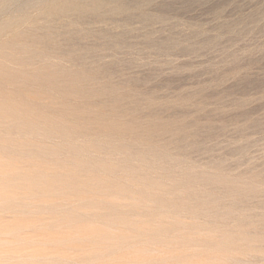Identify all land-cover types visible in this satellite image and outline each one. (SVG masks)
<instances>
[{
	"label": "rangeland",
	"instance_id": "1",
	"mask_svg": "<svg viewBox=\"0 0 264 264\" xmlns=\"http://www.w3.org/2000/svg\"><path fill=\"white\" fill-rule=\"evenodd\" d=\"M127 1L133 5L124 10L97 14L85 9L70 17L55 14L52 0H46L26 8L18 26L0 33V137L36 148L12 145L1 148L0 156L29 169L41 162L55 165L53 171L69 183L85 175L105 181L70 188L86 206L93 196L83 194L84 188L122 192L117 200L122 206L91 207L90 218L81 219L109 225L118 236L97 241L112 244L102 258H123L140 251L142 243L146 259L138 264H250L264 259V0ZM9 9L0 11V22L13 14ZM44 11H51L49 20L40 16ZM51 29L75 35L34 38ZM166 39L172 45H164ZM28 197L30 210L52 214L47 197L39 209ZM133 202L139 205L136 210ZM18 205L12 203L3 214L13 216ZM214 210L224 219H207L206 213ZM72 247L81 246L76 242ZM68 261L85 262L78 254Z\"/></svg>",
	"mask_w": 264,
	"mask_h": 264
},
{
	"label": "bare ground",
	"instance_id": "2",
	"mask_svg": "<svg viewBox=\"0 0 264 264\" xmlns=\"http://www.w3.org/2000/svg\"><path fill=\"white\" fill-rule=\"evenodd\" d=\"M46 1V0H0V11H5L11 7H13V11H12V15L9 16L7 18V20L1 21L0 22V33L4 32L8 29H11L15 26H18V24L21 23L22 20L25 19V12H26V8L29 9V7L35 6V5H40L41 2ZM50 1V0H49ZM134 1V0H133ZM140 1V0H139ZM132 2V1H131ZM146 2V1H143ZM151 2V1H150ZM44 4V3H43ZM145 4V3H144ZM133 4L130 3L127 0H52L51 4H50V9L51 11L58 12L70 17H75L76 15L82 13L85 9H88L90 11H95L97 14L100 13L101 10H106V11H119L121 9H126V8H130V6H132ZM139 5V4H137ZM141 5V4H140ZM134 7V6H133ZM38 8V7H37ZM138 8V7H137ZM262 9V8H261ZM10 10V9H9ZM47 10V9H46ZM134 10V9H133ZM49 11V10H48ZM44 11L40 14V16L42 18L45 19H50L52 17L51 11ZM128 11V10H127ZM257 11V10H256ZM129 12V11H128ZM7 13V12H6ZM57 13V14H58ZM90 13V12H89ZM104 13V12H103ZM111 13V12H110ZM127 13V12H126ZM156 13V12H155ZM166 13V12H165ZM11 14V13H10ZM30 14V13H29ZM33 14V13H32ZM38 14V13H37ZM60 14V15H61ZM59 15V14H58ZM112 15V14H111ZM165 15V14H164ZM168 15V14H167ZM4 16V15H3ZM66 16V18H68ZM81 16V15H80ZM88 16V15H87ZM2 17V16H1ZM33 17V16H32ZM39 17V16H38ZM65 17V16H64ZM69 17V18H70ZM82 17V16H81ZM79 17V18H81ZM131 17V16H130ZM154 17V15H153ZM157 17V16H156ZM161 17V16H160ZM164 17V16H163ZM162 17V18H163ZM145 19H147L148 17H144ZM243 18V17H242ZM99 19H101L99 17ZM110 19V18H109ZM108 19V20H109ZM126 19V18H125ZM129 19V17H128ZM144 19V21H145ZM237 19V18H236ZM53 20V19H52ZM107 20V19H106ZM112 20V19H110ZM130 20V19H129ZM158 20V19H157ZM245 20V19H244ZM264 20V19H263ZM42 21V20H41ZM82 21V20H81ZM88 21V19H87ZM154 21V20H153ZM162 21V20H161ZM105 22V21H104ZM115 22V21H114ZM119 22V21H118ZM159 22V21H158ZM83 23V22H82ZM198 23V22H197ZM36 24V23H35ZM47 24V23H46ZM81 24V23H80ZM149 24V23H148ZM184 24V23H183ZM234 24V22H233ZM253 24V23H252ZM258 24V23H257ZM38 25V24H37ZM53 25V24H51ZM223 25V24H222ZM20 26V25H19ZM57 26V25H56ZM86 26V25H85ZM117 26V25H116ZM182 26V25H181ZM221 26V25H220ZM225 26V25H224ZM227 26V25H226ZM225 26V27H226ZM249 26V25H248ZM256 26V25H255ZM254 26V27H255ZM23 27V26H22ZM27 27V26H26ZM39 27V26H38ZM58 27V26H57ZM122 27V26H121ZM194 27V26H193ZM200 27V26H199ZM198 27V28H199ZM30 28V27H29ZM40 28V27H39ZM45 28V27H44ZM51 28V27H50ZM84 28V26H83ZM87 28V27H86ZM100 28V27H99ZM197 28V27H196ZM195 28V29H196ZM203 28V27H202ZM217 28V27H216ZM241 28V27H240ZM47 29V28H46ZM58 29V28H57ZM72 29V28H71ZM69 30V29H67ZM82 30V29H81ZM104 30V29H103ZM155 30V29H154ZM188 30V29H187ZM217 30V29H216ZM12 31V30H11ZM150 31V30H149ZM189 31V30H188ZM26 32V31H25ZM32 32V31H31ZM36 32V31H35ZM93 32V31H92ZM107 32V30H106ZM218 32V31H217ZM215 32V33H217ZM224 32V31H223ZM75 32H69V31H62L59 33V31H55V30H46L45 33H43V35H39L35 33L34 38H41L44 39L47 37H52L55 34H69V35H75ZM122 33V32H120ZM159 33V32H158ZM185 33V32H184ZM198 33V31H197ZM196 33V34H197ZM222 33V30H221ZM9 34V33H8ZM30 34V33H29ZM88 34V33H87ZM102 35H105V33H101ZM116 34V33H115ZM118 34V33H117ZM149 34V33H148ZM155 34V33H154ZM166 34V32H165ZM180 34V33H179ZM39 35V36H37ZM99 35V34H98ZM123 35V34H122ZM183 35V34H182ZM216 35V34H215ZM3 36V35H1ZM109 36V35H108ZM180 36V35H179ZM178 36V37H179ZM187 36V35H185ZM184 36V37H185ZM199 36V35H198ZM22 37V36H21ZM33 37V36H32ZM78 37V36H77ZM102 37V36H101ZM112 37V35H111ZM147 37V36H146ZM152 37V36H151ZM162 37V36H161ZM175 37V36H174ZM177 37V38H178ZM188 37V36H187ZM190 37V36H189ZM3 38V37H2ZM24 38V37H23ZM22 38V39H23ZM54 38V37H53ZM56 38V37H55ZM106 38V37H105ZM120 38V36H119ZM212 38V37H211ZM70 39V38H69ZM116 39V38H115ZM150 39V38H149ZM182 39V38H181ZM185 39V38H184ZM201 39V38H200ZM213 39V38H212ZM161 40V39H160ZM168 41H166L164 43V45H172L171 42H169V39H166ZM183 40V39H182ZM195 40V39H194ZM117 41V39H116ZM124 41V40H123ZM158 41V40H157ZM172 41V40H171ZM202 41V40H201ZM205 41V40H204ZM203 41V42H204ZM26 42V41H25ZM151 42V41H149ZM178 42V41H177ZM182 42V41H181ZM187 42V41H186ZM202 42V44H203ZM222 42V41H221ZM174 43V42H173ZM179 43V42H178ZM194 43V42H193ZM19 44V43H18ZM56 44V43H55ZM54 44V45H55ZM77 44V43H76ZM192 44V43H191ZM3 45V44H2ZM197 45V44H196ZM5 46V44L3 45ZM20 46V45H18ZM26 46V45H25ZM51 46V45H50ZM49 47V46H48ZM175 47V46H174ZM180 47V45H179ZM189 47V46H187ZM20 48V47H19ZM24 47H22L23 50ZM36 48V47H35ZM118 48V47H117ZM150 48V47H149ZM153 48V47H152ZM160 48V47H159ZM168 48V47H167ZM186 48V47H185ZM76 49V48H75ZM79 49V48H77ZM191 49V48H190ZM40 50V49H39ZM42 50V49H41ZM25 51V49H24ZM32 51V50H31ZM48 51V50H47ZM72 51V50H71ZM78 51V50H77ZM83 52V50H82ZM46 53V52H45ZM32 54V53H31ZM90 54V53H89ZM88 54V55H89ZM7 55V54H6ZM59 55V54H58ZM65 55V54H64ZM85 55V54H84ZM93 55V54H92ZM102 55V54H100ZM98 55V56H100ZM4 56V55H3ZM62 57V56H61ZM58 58V57H57ZM96 59V58H95ZM61 60V59H60ZM88 60V59H87ZM26 61V60H25ZM35 62V61H34ZM65 62V61H64ZM33 63V62H32ZM94 63V61H93ZM99 63V62H98ZM47 65V64H46ZM52 65V64H51ZM104 65V64H103ZM12 66V65H11ZM106 66V65H105ZM100 67V66H99ZM58 69V68H57ZM60 69V68H59ZM83 69V68H82ZM68 70V69H67ZM13 71V70H12ZM57 71V70H56ZM103 72V71H102ZM29 73V72H28ZM30 74V73H29ZM28 74V75H29ZM13 75V74H12ZM37 75V74H36ZM45 75V74H44ZM64 75V74H63ZM101 75V74H100ZM106 75V74H105ZM44 77V76H43ZM103 77V76H102ZM108 77V76H107ZM30 79V78H29ZM35 79H39V76ZM26 81V80H25ZM34 81V80H33ZM38 81V80H37ZM42 81V80H41ZM118 82V81H117ZM80 88V87H79ZM83 88V87H82ZM152 94V93H151ZM150 96V95H149ZM118 98V97H117ZM150 99V98H149ZM14 102V101H13ZM105 105V104H104ZM133 112V111H132ZM152 112V111H151ZM156 114V113H155ZM179 113L175 114L178 115ZM8 115V114H7ZM118 115V114H117ZM122 115V114H121ZM10 117V116H9ZM19 117V116H18ZM36 117V116H35ZM39 117V116H38ZM177 117V116H176ZM11 119V118H10ZM14 119V118H13ZM40 119V117H39ZM5 120V118H4ZM25 120V119H24ZM157 120V119H156ZM173 120V119H172ZM26 121V120H25ZM154 121V120H153ZM152 121V122H153ZM166 121V120H165ZM33 122V121H32ZM158 121H156L157 124ZM20 123V122H19ZM29 123V122H28ZM151 123V122H150ZM162 123V121H161ZM34 124V122H33ZM39 124V123H38ZM168 125V123H167ZM152 126V125H151ZM5 130V129H4ZM18 131V130H17ZM28 134V133H27ZM31 134V133H30ZM15 136V135H14ZM38 136V135H37ZM41 136V135H40ZM36 137V136H35ZM42 138V137H41ZM69 138V137H68ZM78 141V140H77ZM53 142V141H52ZM61 142V141H60ZM28 143V142H27ZM22 141H19L17 143L12 142L11 140H9V138L7 137V139H3L2 137H0V149H10L12 147V145H15L17 147H25V148H30V150L34 147L32 146H28V144ZM68 143V142H66ZM97 143V142H96ZM119 143V142H118ZM45 144V143H44ZM63 144V143H60ZM85 144V143H84ZM115 144V143H114ZM113 144V145H114ZM126 144V143H125ZM70 145V143H69ZM88 145V143H87ZM112 145V144H111ZM132 146V145H131ZM45 147V146H44ZM76 147V146H75ZM60 148V147H59ZM58 148V149H59ZM113 148V146H112ZM12 149V148H11ZM14 149V148H13ZM36 149V148H34ZM32 149V150H34ZM55 149V148H54ZM89 149V148H88ZM116 149V148H115ZM76 150V149H75ZM80 150V148H79ZM83 151V150H82ZM95 151V150H94ZM100 151V150H99ZM7 152V151H6ZM29 152V151H28ZM71 152V151H70ZM118 152V150L116 151ZM143 152V151H142ZM23 153V152H22ZM44 153V152H43ZM51 153V152H50ZM67 153V152H66ZM108 153V151H107ZM114 153V152H112ZM24 154V153H23ZM72 155V153H70ZM111 154V153H110ZM118 154V153H117ZM121 154V153H120ZM46 155H48V153L46 152ZM51 155V154H50ZM65 155V154H64ZM77 155V154H75ZM73 155V156H75ZM162 155V154H161ZM23 156V155H22ZM60 156V154H59ZM84 156V155H83ZM87 156V155H86ZM101 156V155H100ZM108 156V155H107ZM126 156V155H125ZM152 156V155H151ZM167 156V155H166ZM165 156V157H166ZM11 157V156H10ZM21 157V156H20ZM82 157V156H81ZM103 157V156H101ZM105 157V156H104ZM113 157V156H112ZM117 157V156H116ZM115 157V158H116ZM128 157V156H127ZM147 157V156H146ZM73 158V157H72ZM99 158V157H98ZM131 158V157H130ZM159 158V157H158ZM167 158V157H166ZM11 159V158H10ZM97 159V158H96ZM149 159V157H148ZM162 159V157H161ZM172 159V158H171ZM82 160V159H81ZM85 161V159H83ZM110 160V159H109ZM116 160V159H115ZM130 160V159H129ZM155 160V159H154ZM160 160V159H159ZM164 160V159H162ZM63 161V160H62ZM74 161V160H73ZM125 161V160H123ZM128 161V160H127ZM134 161V159H133ZM151 161V160H150ZM161 161V160H160ZM23 162V161H22ZM68 162V161H67ZM131 162V161H130ZM148 162V161H147ZM152 162V161H151ZM156 162V161H155ZM158 162V161H157ZM166 162V161H164ZM63 163V162H62ZM86 163V162H85ZM106 163V162H105ZM129 163V162H128ZM135 163V161H134ZM149 163V162H148ZM222 163V162H221ZM69 164V163H68ZM107 164V163H106ZM112 164V162H111ZM110 164V165H111ZM114 164V163H113ZM119 164V163H118ZM125 164V163H124ZM145 164V163H144ZM147 164V163H146ZM151 164V163H150ZM163 164V163H162ZM73 165V164H72ZM71 165V166H72ZM87 165V164H86ZM108 165V164H107ZM109 165V166H110ZM117 165V164H116ZM167 165V164H166ZM74 166V165H73ZM118 166V165H117ZM120 166V165H119ZM165 166V164H164ZM75 167V166H74ZM94 167V166H93ZM111 167V166H110ZM123 167V166H122ZM148 167V166H147ZM55 168H57L55 165H51L45 162H41V163H37L36 166L32 165V169H29V167H26L24 165H21L17 162L11 161V162H7L2 156H0V264H69L68 259L70 260V258H72L75 255H81V257L84 258V263L82 264H103L104 262L106 264H138L141 262V260L146 259V256H143V251H141L142 248V243H141V248L140 251H137V249L133 252H130L128 254H126L123 258H119V259H113L111 260V258H104L105 256L103 255V251L105 249L111 248L112 244H107V246H104L101 243H97L98 240H100V238H102L103 236H106L107 238H109L111 240V238L115 237L114 232L111 230V227L109 225L106 224H100L97 223L98 225H94L91 221H85V220H81V219H89L90 217L88 216V210L91 209V207L96 208L101 206L102 204L106 205L108 208H112L114 209V207L116 208V206L121 204H118L117 200L118 198H120V195H122V192L116 191V192H106L105 190H97V188H94L93 190L90 189H83V194H88L93 196L92 198V202H90V206H86V204H82L80 202L81 197H76L73 196L71 193H69L70 188H73L77 185H81V184H86L89 182H91L93 185V182H97L100 181L101 183H105V181L99 180L96 176H90V175H85L82 176V178L80 180H78V182H65L63 174H61L58 171H53L55 170ZM59 168V167H58ZM88 168V167H87ZM131 168V167H130ZM138 168V167H137ZM157 168V167H156ZM173 168V167H172ZM90 169V168H88ZM92 169V168H91ZM117 169H119L117 167ZM136 169V168H135ZM162 169V168H161ZM164 169V168H163ZM30 170V171H29ZM33 170H35V173H33ZM93 170V169H92ZM99 170V169H98ZM140 170V169H139ZM90 171V170H88ZM107 171V170H106ZM133 170H131L132 172ZM135 171V170H134ZM164 171V170H162ZM190 171V170H189ZM78 172V170H77ZM82 172V171H81ZM99 172V171H98ZM101 172V171H100ZM122 172V171H121ZM120 172V173H121ZM130 172V171H129ZM139 172V171H138ZM147 172V171H146ZM217 172V171H216ZM118 173V172H116ZM83 174V173H81ZM93 174V173H92ZM91 174V175H92ZM108 174V173H107ZM110 174V173H109ZM115 174V173H114ZM124 174V173H123ZM197 174V173H196ZM195 174V175H196ZM137 175V173H136ZM189 175V174H187ZM194 175V176H195ZM65 176V175H64ZM132 176V175H131ZM215 176V175H214ZM196 177V176H195ZM201 177V176H200ZM129 178V177H128ZM132 178V177H131ZM152 178V177H151ZM174 178V177H173ZM191 178V177H190ZM213 179V177H211ZM239 178V177H238ZM244 178V177H243ZM117 179V178H116ZM158 179V177H157ZM206 179V178H205ZM245 179V178H244ZM112 179H110L111 181ZM115 180V179H113ZM122 180V179H121ZM138 181V179H136ZM147 180V179H146ZM149 180V179H148ZM166 180V179H165ZM204 180V179H203ZM208 180V179H207ZM229 180V179H228ZM126 181V180H125ZM174 181V180H173ZM182 181V180H181ZM206 181V180H205ZM209 181V180H208ZM233 181V179H232ZM239 181V180H238ZM127 182V181H126ZM136 182V181H134ZM144 182V181H143ZM215 182V181H214ZM235 183H237L236 181H234ZM112 183V182H111ZM130 183V182H129ZM138 183V182H137ZM183 183V182H182ZM221 183V182H220ZM113 184V183H112ZM115 184V182H114ZM113 184V185H114ZM90 185V184H89ZM153 185V184H152ZM163 185V183H162ZM182 185V184H181ZM217 185V184H216ZM236 185V184H234ZM247 185V184H246ZM145 188H150V185H145ZM155 186V185H154ZM167 186V185H166ZM186 186V185H185ZM238 186V185H237ZM90 187V186H89ZM153 187V186H152ZM164 187V186H163ZM176 187V186H175ZM234 187V186H233ZM140 188V187H138ZM154 188V187H153ZM166 188H170L169 186ZM206 188V187H205ZM229 188V187H227ZM237 188V187H236ZM163 189V188H162ZM165 189V188H164ZM173 189V188H172ZM176 189V188H174ZM197 189V188H196ZM151 190V189H150ZM154 190V189H153ZM192 190V189H191ZM198 190V189H197ZM196 190V191H197ZM238 190V189H237ZM121 191V190H120ZM152 191V190H151ZM168 191V190H167ZM199 191V190H198ZM244 191V190H243ZM79 192V191H78ZM123 192H127V190H124ZM155 192V191H154ZM164 192V191H162ZM175 192V191H174ZM179 191H177L178 193ZM191 192V191H190ZM204 192V191H203ZM209 192V191H207ZM233 192V191H232ZM229 192V193H232ZM238 192V191H237ZM123 193V194H125ZM129 193V192H128ZM157 193V192H155ZM219 193V192H218ZM154 194V193H153ZM159 194V193H158ZM164 194V193H163ZM194 194V192L192 193ZM206 194V193H205ZM217 194V193H216ZM126 195V194H125ZM162 195V194H161ZM160 195V196H161ZM168 195V193L166 194ZM175 195V194H174ZM180 195V193H179ZM178 195V196H179ZM190 195V194H187ZM203 195V194H202ZM209 195V194H208ZM32 198V202L35 203V207H37V209L42 208L40 203L42 198L47 197V201L50 202V204H48V209L51 210L52 214H47L45 213V211H41V210H36L34 212V210H30L31 208V204H29L28 202H26V198L27 197ZM105 196H110L112 199L111 200H105L104 197ZM127 196V195H126ZM146 196V195H145ZM156 196V195H155ZM164 196V195H163ZM194 196V195H192ZM205 195L201 196L204 197ZM212 196V195H211ZM210 197H206V198H211ZM28 197V198H29ZM133 197V196H132ZM130 197V198H132ZM199 197V196H197ZM200 197V199H202ZM48 198L50 200H48ZM128 198V197H126ZM176 198V197H175ZM189 198V197H188ZM195 198V196H194ZM217 198V197H216ZM163 199V198H162ZM168 199V198H167ZM180 199V198H179ZM192 199V198H191ZM207 199V200H208ZM214 199V198H213ZM221 199V198H220ZM82 200H84L82 198ZM150 200V199H149ZM170 200V199H169ZM190 200V199H189ZM198 200V199H196ZM205 200V199H204ZM181 201V200H180ZM187 201V200H186ZM202 201V200H200ZM215 201V200H213ZM59 202H67L69 204H74L77 207H79L80 209H84V212H79L78 213V219L75 220H71L70 223L65 224L61 222V218H59L58 216H56L53 212L55 205H57ZM87 202V203H89ZM129 202V201H128ZM206 202V201H205ZM218 202V201H217ZM12 203H19L20 205H18L19 207L12 209L14 212L13 216H7L4 215L3 212H7V209H10V205ZM171 203V201L169 202ZM191 203V202H190ZM198 203V202H197ZM213 203V202H212ZM151 204L154 203L152 202ZM186 204V203H185ZM211 204V203H210ZM219 204V203H218ZM47 205V204H46ZM150 205V203H149ZM180 205V204H179ZM184 205V204H183ZM192 205V204H190ZM33 206V205H32ZM58 206V205H57ZM129 206V204H128ZM132 208H134L135 210L137 209V207L139 206L138 204H131L130 205ZM189 206V205H188ZM174 207V206H172ZM203 207V206H202ZM213 207V206H212ZM56 208V207H55ZM184 208L186 209V207L184 206ZM205 208V207H204ZM214 208V207H213ZM212 208V209H213ZM8 209V210H9ZM29 209V210H28ZM44 209V208H43ZM154 209V208H153ZM166 209V208H165ZM184 209V210H185ZM190 209V208H189ZM28 210V211H26ZM94 210V209H92ZM91 210V211H92ZM205 210V209H204ZM203 210V211H204ZM208 210V209H207ZM223 210V209H222ZM256 210V209H255ZM86 211V212H85ZM177 211V210H176ZM182 211V210H181ZM195 211V210H194ZM215 211V210H214ZM119 212V211H118ZM130 212V211H129ZM142 212V211H141ZM107 213V212H106ZM123 213V212H122ZM127 213V212H126ZM135 213V212H134ZM146 213V212H145ZM200 213V212H199ZM208 213V212H207ZM221 213V212H220ZM226 213V212H225ZM22 215L21 217H17L18 215ZM108 214V213H107ZM160 214V213H159ZM171 214V213H170ZM179 214V213H178ZM224 214V213H223ZM260 214V213H259ZM99 215V214H98ZM127 215V214H126ZM106 216V215H105ZM104 216V217H105ZM110 216V215H109ZM154 216V215H153ZM162 216V215H159ZM167 216V213H166ZM177 216V215H175ZM182 216V215H180ZM183 217V216H182ZM226 217V216H225ZM229 217V216H228ZM20 218V219H19ZM41 219L42 223L40 224V228L42 230H44L47 234L50 235V242L43 244L42 246H27V247H21V244H26L29 241H32L35 239L36 236V228L34 227L32 221L34 219ZM93 218V216H92ZM100 218V217H99ZM130 218V217H129ZM144 218V217H143ZM168 219V217H166ZM169 218H173V217H169ZM185 218V217H184ZM192 218V217H191ZM240 218V216H239ZM95 219V218H93ZM109 219V218H108ZM118 219V218H117ZM138 219V218H137ZM153 219V218H152ZM182 219V218H181ZM91 220V219H90ZM141 220V219H140ZM196 220V219H195ZM204 220V219H203ZM207 220V219H206ZM181 220H179L180 223ZM235 221V220H234ZM246 221V220H245ZM249 221V220H248ZM82 222V223H80ZM90 222V223H89ZM103 222V221H102ZM108 222V221H106ZM113 222V221H112ZM211 222V221H210ZM237 222H239L237 220ZM134 223V221L132 222ZM155 223V222H154ZM178 223V224H179ZM183 223V221H182ZM180 223V224H182ZM185 223V222H184ZM183 223V224H184ZM188 223L191 224V222L189 221ZM206 223V221H205ZM204 223V224H205ZM215 223V222H214ZM242 223V222H241ZM150 224V223H149ZM173 224V223H172ZM187 224V222L185 223ZM203 224V226H204ZM115 225V224H114ZM188 225V224H187ZM193 225V224H192ZM245 225V224H244ZM165 226V225H164ZM184 226V225H183ZM151 227V226H150ZM180 227V226H179ZM213 227V226H212ZM215 227V226H214ZM241 227V226H240ZM132 228V227H131ZM175 228V227H173ZM208 228V227H207ZM242 228V227H241ZM137 229V228H136ZM145 229V228H144ZM168 229V227H167ZM171 229V228H170ZM179 229V228H178ZM191 229V228H190ZM189 229V230H190ZM194 229V228H193ZM128 230V229H127ZM140 230V229H139ZM137 229V231H139ZM151 230V229H150ZM165 230V228H164ZM184 230V229H183ZM192 230V229H191ZM197 230V229H196ZM195 230V231H196ZM201 230V229H200ZM203 230V229H202ZM219 230V229H217ZM245 230V229H244ZM122 231V230H121ZM167 231V230H165ZM169 231V230H168ZM180 231V230H179ZM198 231V230H197ZM148 232V231H147ZM159 232V231H158ZM211 232V231H210ZM242 232V231H241ZM139 233V232H138ZM183 233V232H181ZM203 233V232H201ZM244 233V232H243ZM252 233V232H251ZM150 234V233H149ZM180 234V233H179ZM198 234V233H197ZM205 234V233H204ZM134 235V234H133ZM140 235V234H139ZM175 235V234H174ZM191 235V234H190ZM230 235V234H229ZM234 235V234H233ZM180 236V235H179ZM184 236V235H183ZM222 236V235H221ZM236 236V234H235ZM118 236H116L115 238H117ZM119 237L121 238V236L119 235ZM128 237V235H127ZM134 237V236H133ZM132 237V238H133ZM157 237V236H156ZM185 237V236H184ZM199 237V236H197ZM197 237L195 239H197ZM207 237V236H206ZM137 238V237H136ZM153 238V237H152ZM179 238V237H178ZM190 238V237H188ZM241 238L245 239L246 238L244 236H241ZM253 238V237H252ZM256 238V236H255ZM118 239V238H117ZM124 238L120 239L123 240ZM131 239V237H130ZM148 239V238H147ZM146 240V239H145ZM144 240V241H145ZM165 239H163L164 241ZM182 240V238H181ZM201 240V239H200ZM204 240V239H203ZM202 240V241H203ZM124 241V240H123ZM169 241V240H168ZM180 241V240H179ZM184 241V240H182ZM221 241V239H220ZM80 243V249L78 250H74L72 247V244L74 243ZM126 242V241H124ZM133 242V241H132ZM141 242V241H140ZM155 242V241H153ZM200 242V241H199ZM206 242V240H205ZM223 242V241H222ZM241 242V241H240ZM125 244V243H123ZM129 244V243H126ZM125 244V245H126ZM163 244V243H162ZM166 244V243H165ZM204 244V243H203ZM207 245V243H205ZM233 244V243H232ZM231 244V245H232ZM235 244V243H234ZM131 245V244H129ZM145 245V244H144ZM149 245H151V243L149 242ZM186 245V244H185ZM202 245V243H201ZM200 245V247H201ZM218 245V244H217ZM246 245V244H245ZM259 245V244H258ZM115 246H117L115 244ZM114 246V247H115ZM176 246V245H175ZM204 246V245H203ZM209 246V245H208ZM235 246V245H234ZM243 246V245H242ZM256 246V245H254ZM113 247V246H112ZM129 247V246H128ZM144 247V246H143ZM222 247V246H221ZM227 247V246H225ZM78 248V246H77ZM132 248V247H131ZM136 248V247H135ZM138 248V247H137ZM169 248V247H168ZM199 248V246H198ZM197 248V249H198ZM210 248V247H209ZM125 249V248H124ZM139 249V248H138ZM143 249V248H142ZM206 249V247H205ZM220 249V248H219ZM109 250V249H108ZM123 250V249H122ZM130 250V249H129ZM200 250V248L198 249ZM221 250V249H220ZM107 251V250H106ZM208 251V249H207ZM219 251V250H218ZM222 251V250H221ZM145 252V251H144ZM201 252V250H200ZM211 252V250H210ZM224 252V251H223ZM53 253H56L57 255H52ZM107 253V252H106ZM105 253V254H106ZM156 254L161 253L160 251H155ZM198 253V252H197ZM209 254V253H208ZM240 254V253H239ZM247 254V253H246ZM110 255V254H109ZM113 255V254H112ZM168 255V254H167ZM166 255V257H167ZM201 255V254H200ZM251 255V254H250ZM102 256H104L102 258ZM224 256V255H223ZM109 257V256H108ZM120 257V256H119ZM145 257V258H143ZM170 257V256H169ZM204 257V256H203ZM252 257V256H249ZM217 258V257H216ZM242 258V257H241ZM244 258V257H243ZM254 258V257H253ZM252 258V259H253ZM75 259V258H74ZM78 259V258H77ZM155 259V258H154ZM162 259V258H161ZM169 259V258H168ZM171 259H173L171 257ZM170 259V260H171ZM175 259V258H174ZM178 259V258H177ZM193 259V258H192ZM204 259V258H203ZM206 259V258H205ZM233 259V256H232ZM235 259V258H234ZM233 259V260H234ZM238 259V258H237ZM247 259V258H246ZM101 260H103V262H101ZM213 260V259H212ZM220 260H222L220 258ZM225 260V258L223 259ZM231 260V259H230ZM229 260V261H230ZM236 260V259H235ZM239 260L241 261L242 259L239 258ZM77 261V260H76ZM76 261H74L76 263ZM97 261L99 263H97ZM108 261V262H106ZM161 261V260H160ZM164 261V260H162ZM176 261V260H175ZM210 261V260H209ZM246 261V260H244ZM250 262V260H248ZM72 262V261H70ZM72 262V263H74ZM74 263V264H75ZM80 263V262H79ZM212 263V261H211ZM214 263V261H213ZM219 263V262H218ZM247 263V261H246ZM71 264V263H70ZM81 264V263H80ZM151 264V262H150ZM185 264V263H184ZM210 264V263H209ZM238 264V263H237Z\"/></svg>",
	"mask_w": 264,
	"mask_h": 264
},
{
	"label": "clouds",
	"instance_id": "3",
	"mask_svg": "<svg viewBox=\"0 0 264 264\" xmlns=\"http://www.w3.org/2000/svg\"><path fill=\"white\" fill-rule=\"evenodd\" d=\"M260 161L262 164H264V153L261 154ZM53 211L59 218L67 219V220H75V219H78V213L82 211V209H80L74 204H60ZM105 211H112V210L105 209ZM206 218L209 220H213V221L224 219V217L221 216L216 211L206 213ZM32 223L34 227L36 228L35 239L27 242L26 244H21V247H27V246L39 247L45 243L50 242V235L40 228V224L42 223V220L37 218V219H34ZM261 256H264V252L261 253ZM221 264H228V262L222 261ZM250 264H264V259L260 261H251Z\"/></svg>",
	"mask_w": 264,
	"mask_h": 264
}]
</instances>
